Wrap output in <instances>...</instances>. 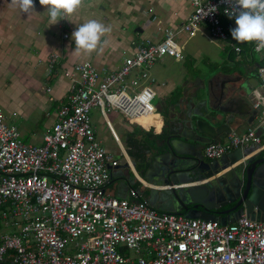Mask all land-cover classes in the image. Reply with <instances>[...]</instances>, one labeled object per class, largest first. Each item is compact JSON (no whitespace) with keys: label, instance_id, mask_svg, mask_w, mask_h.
Returning <instances> with one entry per match:
<instances>
[{"label":"built area","instance_id":"2783aa9c","mask_svg":"<svg viewBox=\"0 0 264 264\" xmlns=\"http://www.w3.org/2000/svg\"><path fill=\"white\" fill-rule=\"evenodd\" d=\"M187 1L191 11L176 29L158 27L157 40L140 41L112 71L89 61L63 70L67 100L40 144L21 141L0 107V264H264V220L244 214L225 224L187 218L156 209L137 187L128 189V198L105 187L107 164L115 163L95 137L89 108L98 106L103 118L113 110L128 122L153 126L149 116L160 114L147 69L164 55L182 59L174 40L179 33L190 37L203 25L211 38L226 39L223 19L230 25L235 20L225 14L227 0ZM210 6L217 10L205 15ZM230 47L235 54L241 50L234 42ZM257 53L261 100L251 103L256 125L205 143L202 154L209 160L235 148L258 151L264 145V52ZM56 58L49 55L48 73ZM132 172L141 185L155 186Z\"/></svg>","mask_w":264,"mask_h":264},{"label":"crops","instance_id":"0c3cea01","mask_svg":"<svg viewBox=\"0 0 264 264\" xmlns=\"http://www.w3.org/2000/svg\"><path fill=\"white\" fill-rule=\"evenodd\" d=\"M34 4L35 12L26 15L13 6L11 0H0V107H4L10 112L9 117L7 116L8 120L7 117L6 120L16 126L21 141L34 145L40 144L41 135L51 128L55 120L56 109L67 100L69 80L62 75L63 70L69 69L75 63L89 61L96 68L108 73L124 57L131 55L140 41L145 38L157 40L158 34L155 30L158 27H172L175 29L191 11V5L187 0H83L82 6L76 13L67 17V19L60 20L55 25H50L49 15L44 7L39 4V0H34ZM150 7L153 8L152 11ZM92 19L111 28V31L102 37L101 46L103 51L98 48L90 55L77 53L74 50L75 42L72 39V33L80 24ZM138 22L141 24L139 25ZM129 23L135 25L133 29L135 34L133 35L125 33L126 26ZM223 23L226 26L229 21L226 22L223 19ZM151 26H155V30L148 31ZM231 26V29L236 27L235 20ZM64 32L67 34L66 38H62ZM184 36L185 39H188L186 34ZM231 37L227 36L226 39L215 40L224 41ZM215 40L214 38L213 40L210 39V41ZM230 43L228 41L225 46L222 45L221 47L223 51L226 50V60L219 65H216L217 63L211 64L206 69L195 67L191 68L190 71L187 70L177 87L173 86L172 83L162 82L159 90L158 84L151 79V87L155 91V96L161 94L162 97H166L165 107L158 103L154 105L160 111H165V108H168V112L165 111L163 117L161 112L158 118L149 116L152 118L153 126L131 123L124 118L121 119L122 123H120L118 113L112 110L105 118L101 116L100 121L104 124L101 125V129H103L98 132L93 128L94 134L96 137L97 133L104 131L108 134V137L102 135L101 141L99 140L100 144L106 142L110 136L117 151L120 153L117 145L119 144L126 154L125 149L127 146L124 142L130 135L129 125L134 124L139 126L143 132L152 131L154 134L159 133L164 126H166V129L175 127V123L179 119V116L175 115L178 108L175 103L178 102L179 98L189 97L194 89L199 86L195 85L197 81L200 84L203 78L209 80L208 90L212 104L220 106L226 102L223 104L227 108L224 118L232 114L226 125L217 130L225 122L208 120L211 118H209V115H213L214 112L202 110L199 118L206 122L204 124L207 131H210L214 137L219 136L220 139H223L230 129L243 131L248 126H255L254 116L256 113L251 114L253 99L251 97L254 94V89L260 94V79L258 80L259 77L252 76V74L255 72L257 75L259 60L256 61L252 57L248 58L245 51L237 43L235 44L241 50L238 54H235L231 50ZM227 47L230 48L227 49ZM51 54H55L57 58L51 72L48 73V57ZM167 57L170 58L172 64H182L181 61L184 59V56L181 60ZM157 61L158 59L155 62ZM190 73H193V77H188ZM240 85L245 89V95L240 93ZM170 100L174 101L169 103ZM246 107H250V113L243 114ZM249 114H251L250 121H248ZM11 116H14V118H11ZM105 121H108L110 127L107 126ZM147 121L148 117L146 123ZM119 124H122V126ZM258 131H262L261 127ZM135 136L137 139L142 137L140 133L135 134ZM161 143L155 144L159 146ZM103 148L107 152L112 149L108 147V144L106 146L104 144ZM263 148L264 145L261 149ZM166 151L167 148L161 152ZM253 152H256V149ZM126 156L129 158L127 154ZM123 161L122 166L120 164L114 166L107 164L110 179L106 183V189L115 196L128 198V189L137 187L140 189L141 197L146 198L148 201L150 190H152V197H154L155 205L158 207V203H160L158 195L166 186L141 185L132 172L134 170L137 173L135 167L132 166V169L126 164L125 159ZM125 164L126 166H124ZM143 180L147 184L154 185L152 182Z\"/></svg>","mask_w":264,"mask_h":264},{"label":"water","instance_id":"95a60500","mask_svg":"<svg viewBox=\"0 0 264 264\" xmlns=\"http://www.w3.org/2000/svg\"><path fill=\"white\" fill-rule=\"evenodd\" d=\"M200 82L189 97L179 98L175 103L178 107L175 115L177 114L179 119L175 123L176 126L170 129L173 132L165 139L167 151L158 157L150 156V161L149 158L146 159L149 166L145 167L142 174L145 180L154 185L166 186L158 195V201L171 204L172 207L170 209L156 207L152 190L149 193V202L161 211L181 214L187 218L217 220L221 224L232 222L241 214L250 219L263 221L264 157H257L258 151L253 152L255 147L235 148L210 163H204L201 159L204 144L220 140L219 136L214 137L207 131L204 124L206 122L199 118L202 110L214 112L213 115H209L211 118L208 120L225 122L217 130L226 125L232 114L224 118L227 108L223 104L226 102L220 106L212 104L208 90L209 80L205 81L206 86ZM239 89L241 94H246L241 85ZM245 110L243 114L250 113V107H246ZM255 112L254 109L251 110L252 115ZM251 114L248 121L251 120ZM130 164L134 167L135 163L130 160ZM190 165L196 166L197 171L190 170L188 168ZM204 165L205 167H201ZM207 166L213 170L212 173H198ZM234 200L235 203L230 208L211 211Z\"/></svg>","mask_w":264,"mask_h":264},{"label":"rangeland","instance_id":"374dc122","mask_svg":"<svg viewBox=\"0 0 264 264\" xmlns=\"http://www.w3.org/2000/svg\"><path fill=\"white\" fill-rule=\"evenodd\" d=\"M151 8V7H150ZM153 10V8H151V11ZM139 25L141 24L140 22H138ZM134 24L133 23H129L126 26V30L125 33L129 34V35H133L135 34V32L133 31L134 29ZM171 29H173L172 27H170ZM201 32L198 34L196 33V35L194 37H188V39H185L184 34H178L174 37V40L178 43V45L180 46L181 52L184 56V59L182 62V64H172L170 61V58L167 56H161L157 62H154L148 69H147V74L148 77L150 79L153 80L154 83H157L159 86V90H160V84L162 82H168V83H172L173 86L177 87L179 81L182 79L183 75L185 72H187V70H191V68H195V67H201V69H206L208 68L211 64H215L219 65L222 61L226 60L225 56H226V50L223 51L222 50V45H226L229 41H232L234 43H237L232 37L227 40H215V41H210V39L213 40V38H211L209 36L208 30L207 28L203 27V25H200ZM176 29V27H175ZM155 30V26H151L148 28V31H152ZM147 31V29H146ZM156 31V30H155ZM154 31V32H155ZM159 34V32H158ZM254 43H244V44H238L241 46V48L245 51V55L250 58L252 57L254 60H258L259 58V53H257L256 51L253 50L252 46ZM230 48V47H229ZM227 47V49H229ZM121 61V60H120ZM178 62V63H181ZM78 74L75 75V78H77ZM252 76H255L258 78V76L255 74V72H253ZM188 77H193V73H190V75ZM260 78H258L259 80ZM253 98H257L258 100H261V96L260 94L257 92L256 89H254L253 91ZM166 97H162L161 94H158V96H154V98L152 99V103L153 104H159L163 107H165L166 105ZM3 114L5 115V117H9L10 112L4 108L1 107ZM113 111V110H112ZM165 111L168 112V108H165ZM158 110L159 114L161 112V116L163 117L165 115V112ZM111 111H106V115L108 116L110 114ZM118 113V117H119V122H121V119L124 118L126 121L127 119L121 115L118 111H116ZM89 119H90V123L92 125V127L95 129V131H100L101 129V125H104L100 119H101V114H100V110L98 108V106H92L89 108ZM7 117V120H8ZM11 118H14V116H11ZM156 118V117H155ZM6 120V121H7ZM46 120V119H45ZM44 120V121H45ZM47 120H49L47 118ZM44 121L42 122L44 124ZM10 122V121H7ZM126 123V122H125ZM124 123V124H125ZM120 126H122V124H119ZM130 127H128L129 129V133L132 134H138L140 133L139 130V126L136 125H129ZM115 128V126H114ZM102 135H106L108 137V134L103 132H100L99 134L97 133L96 135V139L99 141H101ZM102 143V142H101ZM105 146L108 144V147H111L112 149L108 150V153L110 155V161H113L115 164H120V166H122L124 163L123 158L121 157L120 153L117 151L114 142L111 140L110 136L109 138H107V141L102 143V145ZM121 163H123L121 165ZM140 177H142L141 175H139ZM144 179V178H143ZM129 256H133V252L132 251H128L127 252Z\"/></svg>","mask_w":264,"mask_h":264},{"label":"clouds","instance_id":"9594fccd","mask_svg":"<svg viewBox=\"0 0 264 264\" xmlns=\"http://www.w3.org/2000/svg\"><path fill=\"white\" fill-rule=\"evenodd\" d=\"M196 3L199 4V0H196ZM227 3L228 8L225 9V14L230 19L234 18L236 24V27L230 30L232 38L237 44L255 43V51L264 52V0H227ZM11 4L23 14L29 15L35 12L34 0H11ZM39 4L48 13L49 24L55 25L76 13L82 6L83 0H39ZM216 10L210 6L205 15ZM110 31V27H106L95 19L80 24L72 33V39L75 42L74 50L77 53L89 55L98 48L103 51L102 37Z\"/></svg>","mask_w":264,"mask_h":264},{"label":"trees","instance_id":"16d2710c","mask_svg":"<svg viewBox=\"0 0 264 264\" xmlns=\"http://www.w3.org/2000/svg\"><path fill=\"white\" fill-rule=\"evenodd\" d=\"M231 28L230 24L226 25V33L229 37L231 36ZM172 101L174 100H170L169 103ZM170 129L172 128L168 127L166 129V126H164L157 134L152 133V131L143 132L140 129L141 138L137 139L134 134L128 136V139L124 142L125 146H127L125 151L129 159L135 163L134 167L139 175L142 176L145 167L149 166L152 155H150L151 157H147L148 152L150 153L154 149H157L158 153L166 150L165 139L172 132ZM159 142H162L159 146L155 144ZM258 156H264V148L258 152ZM148 158L149 161L146 160Z\"/></svg>","mask_w":264,"mask_h":264},{"label":"flooded vegetation","instance_id":"af4514ba","mask_svg":"<svg viewBox=\"0 0 264 264\" xmlns=\"http://www.w3.org/2000/svg\"><path fill=\"white\" fill-rule=\"evenodd\" d=\"M206 78H203L202 79V84L204 85V86H206ZM200 84H201V82H200ZM199 83H198V81H197V83L195 84L196 86L197 85H200ZM197 88V87H196ZM195 88V89H196ZM194 89V90H195ZM207 92V91H206ZM193 93V92H192ZM191 93V94H192ZM152 152L153 153H147V155L148 156H150V155H152L153 157L155 156H157L158 157V151H157V149H154V150H152ZM162 153V152H161ZM161 153H159V155L161 154ZM201 159L203 160V162L204 163H210V161H212V160H208L207 158H205L204 156H203V154H202V152H201ZM257 157H260V156H257ZM201 167H205V165L204 166H201ZM190 170H192V169H195L196 171H197V169H196V166H189L188 167ZM199 172H201V173H205V172H210V173H212L213 172V170L210 168V167H206L205 169H202L201 171H198V173ZM234 203H235V200L233 201V202H231V203H228V204H226V205H224V206H221V207H218L216 210H211V211H221V210H225V209H227V208H230L231 206H233L234 205ZM158 207H164V208H168V209H170L172 206H171V204H166V203H159L158 204ZM181 212H183V211H181ZM221 216H223V214H221Z\"/></svg>","mask_w":264,"mask_h":264}]
</instances>
